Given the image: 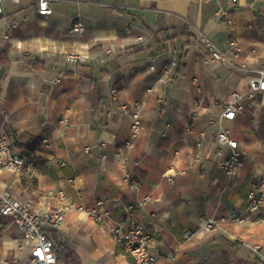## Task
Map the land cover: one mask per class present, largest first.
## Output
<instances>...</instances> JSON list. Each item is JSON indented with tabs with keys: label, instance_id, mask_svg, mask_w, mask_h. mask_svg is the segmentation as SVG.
Masks as SVG:
<instances>
[{
	"label": "crops",
	"instance_id": "obj_1",
	"mask_svg": "<svg viewBox=\"0 0 264 264\" xmlns=\"http://www.w3.org/2000/svg\"><path fill=\"white\" fill-rule=\"evenodd\" d=\"M48 1L46 15L37 13L35 0L6 1L0 13V130L33 165L30 175L0 170V191L33 209L57 207L52 193L59 189L85 206L102 201L100 220L69 210L60 227L44 229L57 261L131 264L111 228L121 224L125 231L140 222L157 264H264V207L246 209L264 155V91L233 120L221 118L230 91L244 92L255 69L264 67V0ZM73 21L83 32L69 31ZM200 32L223 51L235 40L239 57L205 64ZM69 51L84 59L68 63ZM173 57V72L163 76ZM240 62L246 69L233 66ZM159 78L158 97L147 88ZM112 88L128 104L144 103L128 164L134 188L117 162L129 113L116 105ZM217 123L244 155L232 176L214 161ZM201 131L204 155L197 161ZM179 169L185 173L171 181ZM231 212L244 220L228 218ZM206 216L212 222L201 226ZM21 236L0 218V257L32 264Z\"/></svg>",
	"mask_w": 264,
	"mask_h": 264
},
{
	"label": "built area",
	"instance_id": "obj_2",
	"mask_svg": "<svg viewBox=\"0 0 264 264\" xmlns=\"http://www.w3.org/2000/svg\"><path fill=\"white\" fill-rule=\"evenodd\" d=\"M12 1L14 3L20 0H0V13L4 10V2ZM37 4V13L39 15H46L51 12L48 0H35ZM239 2V0H229L230 3ZM84 27L78 21H73L69 31L71 33H81ZM199 39L206 49L204 63L211 62H226L230 60L226 51L221 50L217 45L209 39L205 33L199 35ZM229 52L236 57L240 52V47L235 40L229 41ZM68 63H75L84 59V56L78 52L69 51L65 54ZM177 64L176 59L170 58L163 65V76H168L173 72ZM234 64V63H233ZM235 68L246 69L244 63L234 64ZM154 65H149V71L154 70ZM163 78H159L156 83L147 88V91L153 95L160 96L158 91V83L162 82ZM58 77L55 78V81ZM264 91V68L255 70L254 74L249 78L248 87L244 92L231 90L229 98L221 113V118L226 120H233L238 113H241L244 108L250 104L255 93ZM117 93L115 88L111 90V96ZM117 106L129 113L130 127L129 133L126 136L121 153L118 155L117 162L123 168V181L130 187L136 186V181L133 179L132 172L128 168L131 161V152L135 147V141L142 132L143 126L141 123V110L143 101L135 100L132 103H126L120 97H113ZM193 104H198L197 100ZM63 122L68 121L67 116L62 117ZM212 122V121H211ZM204 132L201 131L199 138L195 143L197 152L194 159L199 161L203 155L202 139ZM41 144L45 147L49 146V140L46 137L41 138ZM215 150L213 152L214 161L217 167L225 172L226 175L232 176L238 172L243 166L244 155L238 149V142L231 136L229 129L215 124ZM264 148V144H263ZM177 152H175L174 160L176 159ZM135 165L139 164L137 159H134ZM8 169L18 175H30L33 172V165L24 159L23 155L15 150L6 136L0 130V170ZM185 173V169H179L176 173H171L169 179L172 181L173 177L177 174ZM72 180V179H70ZM57 200L58 206L56 208L47 209H32L29 202H21L13 195L0 191V218L5 217L11 221L15 226L19 227L22 231L21 247H25L28 251L26 260L32 264H61L57 261L56 254L53 250V243L45 232V228H58L64 220V212L69 210H77L86 212L98 220L102 218L103 212L99 208L102 201L98 200L94 206H85L76 203L72 196L66 191L59 189L52 193ZM264 207V155L263 160L258 164L256 171V178L251 188L247 192L246 209L250 212L259 213ZM228 218L235 221H243V217L237 212H231ZM261 220L264 222V216ZM212 222V218L205 217L201 222V226H208ZM111 235L113 239L118 241L125 252L129 253L136 264H157L155 256L150 252L151 237L145 230L144 225L140 222L133 223L127 230L122 231V225L117 224L111 228ZM192 235L191 231H186L184 236L189 238ZM17 260H8L0 257V264H17Z\"/></svg>",
	"mask_w": 264,
	"mask_h": 264
},
{
	"label": "rangeland",
	"instance_id": "obj_3",
	"mask_svg": "<svg viewBox=\"0 0 264 264\" xmlns=\"http://www.w3.org/2000/svg\"><path fill=\"white\" fill-rule=\"evenodd\" d=\"M237 45H238V44H237ZM238 46H239V45H238ZM66 53H67V52H66ZM66 53H65V54H66ZM226 53H227L228 56H231V58H233V59H237V58L239 57V54H240V52H239V54H238L236 57H234V56L229 52V50H227ZM65 59H66V58H65ZM203 62H204V60H203ZM240 63H244V64L246 65L245 62H240ZM205 64H206V63H205ZM262 68H264V67H262ZM258 69H260V68H258ZM255 70H257V69H255ZM254 72H255V71H254ZM252 75H253V74H252ZM252 75H251V76H252ZM251 76H250V77H251ZM248 81H249V80H248ZM19 201H20V200H19ZM21 202H22V201H21ZM58 203H59V202H58ZM30 205H31V204H30ZM57 206H58V205H57ZM31 208L33 209V206H32V205H31ZM55 208H56V207H55ZM126 253H127V252H126ZM128 254H129V253H128ZM129 255H130V254H129ZM130 256H131V255H130ZM131 257H132V256H131ZM132 258H133V257H132Z\"/></svg>",
	"mask_w": 264,
	"mask_h": 264
},
{
	"label": "trees",
	"instance_id": "obj_4",
	"mask_svg": "<svg viewBox=\"0 0 264 264\" xmlns=\"http://www.w3.org/2000/svg\"><path fill=\"white\" fill-rule=\"evenodd\" d=\"M19 146H22V145H19ZM32 160H33V163L35 165H37V159L32 158ZM126 255H127V257H128V259H129V261H130L131 264H136L135 261H134V259L128 253H126ZM56 257H57V260H58V256L57 255H56Z\"/></svg>",
	"mask_w": 264,
	"mask_h": 264
}]
</instances>
